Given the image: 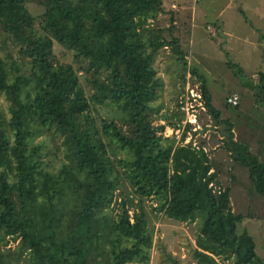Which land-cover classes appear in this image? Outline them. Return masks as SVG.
<instances>
[{
	"label": "trees",
	"instance_id": "16d2710c",
	"mask_svg": "<svg viewBox=\"0 0 264 264\" xmlns=\"http://www.w3.org/2000/svg\"><path fill=\"white\" fill-rule=\"evenodd\" d=\"M30 4L42 12L34 14ZM164 9L163 0H0L1 34L27 69L19 73L13 55L7 53L8 65L0 54V264H149L147 203L178 222L200 220L193 264H264L254 238L237 230L244 216L233 212L230 188L216 187L207 152L184 142L191 127L184 112L152 124L151 103L163 89L154 64L170 45L180 78L201 80L199 97L186 103L223 126L222 148L264 197V160L234 138L232 119L214 107L205 77L188 68L173 16L170 39L148 26ZM55 44L72 52L73 63L59 60ZM258 74L257 83L245 84L264 110V73ZM104 104L117 115L97 120L92 109ZM167 127L179 138L164 135ZM44 134L61 139L56 170L42 143L33 142ZM167 261L185 264L172 254Z\"/></svg>",
	"mask_w": 264,
	"mask_h": 264
},
{
	"label": "rangeland",
	"instance_id": "374dc122",
	"mask_svg": "<svg viewBox=\"0 0 264 264\" xmlns=\"http://www.w3.org/2000/svg\"><path fill=\"white\" fill-rule=\"evenodd\" d=\"M163 1L164 12L150 21L148 26L163 29L164 37L170 39L167 27L173 16V36L179 39L180 49L186 51L188 68L195 67L198 73L205 77L214 107L221 112L222 118L232 119L234 138L248 142L251 151L264 160V110L256 101L254 89L245 84L257 83L258 72L264 73V0ZM29 8L34 14L42 12V8L37 4H30ZM4 38L0 31L2 47L0 54H3L9 65L11 59L7 53L10 52L20 67L19 73H27L26 67L21 66L16 50ZM54 51L60 61L73 63L72 52L57 44L54 45ZM174 57L170 45L160 49L156 56L154 65L157 74L162 78L163 89L151 103L152 124L163 123L164 117L171 118L178 110L184 112L189 121L187 123L191 125L184 142L191 141L193 145H200L207 152L218 173L219 183L216 187L230 188L232 210L244 216L237 230L248 231L255 240L256 253L264 259V197L253 191L246 169L235 164L222 148L223 126L215 125L211 117L204 114L200 107L192 109L191 106L195 102L191 103L189 100L186 103L189 96H195L200 92L201 80L197 76L189 77L187 73L183 81L179 74L180 66ZM227 62L240 65L244 74H234L227 66ZM86 77H90L89 74ZM81 83L86 94L91 95L93 89L83 76ZM233 93L239 96V107H225L227 97ZM196 96L198 97V94ZM180 102H183L184 109L177 106ZM95 107L92 109V115L97 120L102 118L110 120L113 115H117L113 105ZM187 123L184 118L182 125ZM180 134L179 130L169 127L164 131V135L176 138H179ZM53 137L55 136L44 134L33 142L42 143L44 159L50 164L51 170H56L62 162L63 155L62 147L59 148L61 139ZM120 152L118 156L124 155L123 151ZM146 208L148 226L153 229L149 264H169L168 254H172L182 263L193 264L190 259L191 248L199 231L200 220L178 222L153 211L148 203ZM9 246L13 247L15 243L11 242ZM217 260L219 264L228 263Z\"/></svg>",
	"mask_w": 264,
	"mask_h": 264
},
{
	"label": "built area",
	"instance_id": "2783aa9c",
	"mask_svg": "<svg viewBox=\"0 0 264 264\" xmlns=\"http://www.w3.org/2000/svg\"><path fill=\"white\" fill-rule=\"evenodd\" d=\"M199 97V95H198ZM227 102L232 105H236L239 102V96L236 93H233L227 97ZM194 115V114H193Z\"/></svg>",
	"mask_w": 264,
	"mask_h": 264
}]
</instances>
